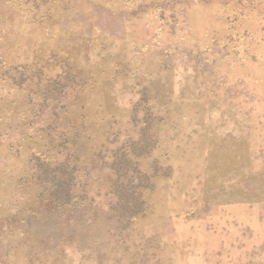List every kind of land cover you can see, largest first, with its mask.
Returning <instances> with one entry per match:
<instances>
[{
  "label": "rangeland",
  "instance_id": "1",
  "mask_svg": "<svg viewBox=\"0 0 264 264\" xmlns=\"http://www.w3.org/2000/svg\"><path fill=\"white\" fill-rule=\"evenodd\" d=\"M0 264H264V0H0Z\"/></svg>",
  "mask_w": 264,
  "mask_h": 264
},
{
  "label": "trees",
  "instance_id": "2",
  "mask_svg": "<svg viewBox=\"0 0 264 264\" xmlns=\"http://www.w3.org/2000/svg\"><path fill=\"white\" fill-rule=\"evenodd\" d=\"M119 171L120 170L116 172ZM119 189L120 190L118 191L117 200L119 203H123V205H125V215H123V220L127 222V220L129 221L131 217L140 212L141 207L144 205V202L140 200V197L135 196V191H130L129 188L125 189V186H119ZM56 193H58V195H56L58 199L63 200V203H65V201L67 202L71 197V178L69 177V172H62L61 176L58 179ZM131 199H135V202L133 201L128 205Z\"/></svg>",
  "mask_w": 264,
  "mask_h": 264
}]
</instances>
